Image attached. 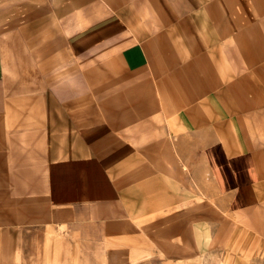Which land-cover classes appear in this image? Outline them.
<instances>
[{
  "label": "crops",
  "instance_id": "0c3cea01",
  "mask_svg": "<svg viewBox=\"0 0 264 264\" xmlns=\"http://www.w3.org/2000/svg\"><path fill=\"white\" fill-rule=\"evenodd\" d=\"M214 254L264 261V0H0V264Z\"/></svg>",
  "mask_w": 264,
  "mask_h": 264
},
{
  "label": "rangeland",
  "instance_id": "374dc122",
  "mask_svg": "<svg viewBox=\"0 0 264 264\" xmlns=\"http://www.w3.org/2000/svg\"><path fill=\"white\" fill-rule=\"evenodd\" d=\"M194 193H195V196H194V202L195 203H194L193 212L194 213H199V214L208 212L210 214V226H211V229H212V227H214V225L219 221L218 220V214H217V213H219V210L212 203L210 204L209 210L202 209L201 205H195L196 202L199 201L200 198H199V195H198V191L196 189H195ZM185 209H186L185 207L178 208V211H185ZM195 222H197V221L195 220ZM195 227H197V223H195ZM217 254L222 256L220 253H217ZM151 259H153V257H150V260ZM261 262H263V264H264V261H261ZM179 264H181V263H179ZM197 264H199V263H197ZM204 264H225V262H223L222 260H219L217 255L214 254V257L211 258L209 262H205Z\"/></svg>",
  "mask_w": 264,
  "mask_h": 264
},
{
  "label": "clouds",
  "instance_id": "9594fccd",
  "mask_svg": "<svg viewBox=\"0 0 264 264\" xmlns=\"http://www.w3.org/2000/svg\"><path fill=\"white\" fill-rule=\"evenodd\" d=\"M82 94V93H81Z\"/></svg>",
  "mask_w": 264,
  "mask_h": 264
}]
</instances>
